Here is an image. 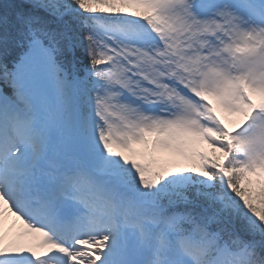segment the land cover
Here are the masks:
<instances>
[{"label":"snow or ice","instance_id":"obj_1","mask_svg":"<svg viewBox=\"0 0 264 264\" xmlns=\"http://www.w3.org/2000/svg\"><path fill=\"white\" fill-rule=\"evenodd\" d=\"M0 264H264V0H0Z\"/></svg>","mask_w":264,"mask_h":264},{"label":"rangeland","instance_id":"obj_2","mask_svg":"<svg viewBox=\"0 0 264 264\" xmlns=\"http://www.w3.org/2000/svg\"><path fill=\"white\" fill-rule=\"evenodd\" d=\"M206 148H207V145H206Z\"/></svg>","mask_w":264,"mask_h":264}]
</instances>
